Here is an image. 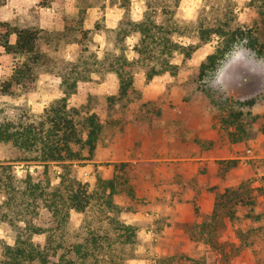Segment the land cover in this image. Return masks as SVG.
<instances>
[{
	"label": "rangeland",
	"instance_id": "obj_1",
	"mask_svg": "<svg viewBox=\"0 0 264 264\" xmlns=\"http://www.w3.org/2000/svg\"><path fill=\"white\" fill-rule=\"evenodd\" d=\"M207 1L233 3L238 23L251 26L259 19L249 0H0V21L38 27L46 54V63L36 67L32 89L13 86L11 93H0V120L37 116L59 96H67L69 106L97 114L103 128L95 157L73 162L71 170L88 183L98 175L119 177L116 201L124 209V219L138 228L129 264H189V258L217 264V248L193 240L188 228L202 220L199 211L211 208L216 190L240 183L252 188L255 204L239 208L221 234L220 245L232 264H264V121L251 126L248 139L230 141L214 103L225 96H256L259 100L249 111L262 114L264 56L238 43L219 68L199 82L198 67L215 46L214 38L190 57L175 53V73L147 79L137 72L135 92L114 105L108 97L117 93V76L100 67L106 53L118 51L122 43L127 56H134L138 33L122 40L118 30L125 20L142 18L148 3L160 2L164 7L159 10H172L185 30L174 38L191 43L197 20L209 21L222 12L208 8ZM161 18L162 13L157 16ZM18 59L5 51L0 34V83L9 78ZM25 153L0 141V175L10 183L18 185L27 171L40 175L43 164L26 160ZM232 161L236 165L230 166ZM49 168L55 184L63 166L51 163ZM3 193L0 190V243L13 241L19 223ZM157 209L158 216L144 215ZM81 219L80 213L71 212L70 233Z\"/></svg>",
	"mask_w": 264,
	"mask_h": 264
},
{
	"label": "trees",
	"instance_id": "obj_2",
	"mask_svg": "<svg viewBox=\"0 0 264 264\" xmlns=\"http://www.w3.org/2000/svg\"><path fill=\"white\" fill-rule=\"evenodd\" d=\"M215 4L214 1L206 3L210 9L220 8L221 14L209 21L200 17L191 30V43L174 38L175 33L185 30L174 19L172 10H159L164 7L160 2L148 3L142 18L125 20L118 34L123 40L131 32L138 33L134 56H127L122 43L118 51H110L100 60V67L115 72L118 79L117 93L108 97L111 105L135 92L137 72H144L147 79L165 72L175 73L177 65L172 62L175 53L190 57L199 46L214 38L215 46L198 67L199 82L216 71L238 43L264 56V0H249L260 19L251 26L236 21L235 6L230 1ZM160 13L163 18L157 19ZM1 27H4L0 34L5 51L19 59L9 78L0 83V93H11L13 86L32 89L37 79L36 67L46 63V54L39 42L40 29L6 21H0V31ZM72 84L73 88L75 80ZM258 100L256 96L214 99L220 127L230 141L248 139L252 136L251 126L264 121V112L251 114L249 111ZM102 128L96 113L69 106L67 96L56 97L37 116L0 120V141L10 142L26 152V160L43 164L40 175L27 171L18 185L0 175V190L8 194L7 203L19 221L13 241L0 243V264H129L135 254L138 228L122 217L124 209L116 201L121 184L119 177L98 175L88 183L71 170L73 162L95 157ZM51 163L63 166L55 184L49 175ZM231 165H236V161ZM254 204L252 188L245 183L216 190L212 210L202 213L200 222L191 223L189 236L217 248L220 254L217 264H232L219 238L228 222L237 217L241 206L252 208ZM71 212L82 215L81 223L72 233L67 226ZM189 264L207 263L189 258Z\"/></svg>",
	"mask_w": 264,
	"mask_h": 264
},
{
	"label": "crops",
	"instance_id": "obj_3",
	"mask_svg": "<svg viewBox=\"0 0 264 264\" xmlns=\"http://www.w3.org/2000/svg\"><path fill=\"white\" fill-rule=\"evenodd\" d=\"M223 189H224V188H223ZM220 190H222V189H220ZM214 198H215V194H214ZM213 202H214V199H213ZM213 202H212V206H211V208H210L209 210H207V211H199V209L197 208V209H196L197 212L199 211L200 214H201V216H202V213H209V212L212 210ZM144 215L147 216V217L158 216V215H159V210L157 209V210H152V211H146V212L144 213ZM122 217H123V215H122ZM123 218H124V217H123ZM197 222H200V220H199V221L197 220Z\"/></svg>",
	"mask_w": 264,
	"mask_h": 264
}]
</instances>
